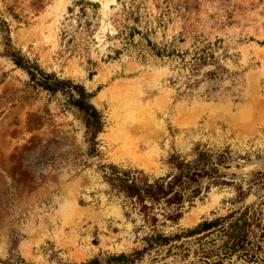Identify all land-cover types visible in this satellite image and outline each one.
Segmentation results:
<instances>
[{"label": "rangeland", "instance_id": "1", "mask_svg": "<svg viewBox=\"0 0 264 264\" xmlns=\"http://www.w3.org/2000/svg\"><path fill=\"white\" fill-rule=\"evenodd\" d=\"M0 20L25 59L84 86L103 124L91 144L68 94L32 81L0 32V264H106L246 208L264 223V0H0ZM147 41L169 55L142 59ZM111 165L200 176L171 221L175 207L145 216L111 190ZM254 231L256 260L224 264H264ZM174 244L131 264H212L193 238Z\"/></svg>", "mask_w": 264, "mask_h": 264}, {"label": "trees", "instance_id": "2", "mask_svg": "<svg viewBox=\"0 0 264 264\" xmlns=\"http://www.w3.org/2000/svg\"><path fill=\"white\" fill-rule=\"evenodd\" d=\"M0 32H3L5 44L4 54L19 68L24 69L29 74L30 79L43 90L50 94L56 92H64L69 96V103L79 109L84 114L86 123V132L90 134L89 141L96 144V135L103 128L102 121L92 103L88 101L89 93L83 85L74 83L70 79L57 77L54 73H46L39 68L37 63H33L25 59L19 50H16L9 36L7 25L0 20ZM132 42H129L131 45ZM138 45V46H137ZM141 45V46H140ZM139 47L138 54L142 59L146 60L147 55L162 57L167 53L166 49H162L150 41L147 44H133ZM169 55V53H167ZM36 73L40 76L37 77ZM111 172L105 174V180L110 189L121 194L123 197L132 200L134 204L140 206V211L145 215H149L155 206L164 204L166 207H175V211L168 213V219L176 221L181 216V210L185 201V191L197 182L200 176L198 172L188 168L186 171L181 170L176 175H166L159 177L153 181H149L139 171H119L115 166L109 167ZM170 178V179H169ZM217 183L218 181H214ZM192 192H197L193 189ZM193 196V195H192ZM190 198V197H188ZM190 200V199H189ZM152 225H155L156 218L151 217ZM254 228L259 229L258 238L264 236V223L252 218L249 210L246 208L242 211H231L225 216H221L212 220L205 219L191 228L182 230L180 233L173 235H164L155 233L145 237L147 247L126 255L124 253L110 255L106 260V264H131L139 259L142 253L154 246L162 247L169 245L175 247V241L182 238H193L198 246L200 258L210 260L212 264H224L225 259H229L236 255L237 258L247 257L250 253L248 262L253 260L256 255L254 248L256 232ZM251 234H254L253 236ZM257 250L261 247L256 244ZM68 264H100L97 258H92L87 262L68 263Z\"/></svg>", "mask_w": 264, "mask_h": 264}]
</instances>
